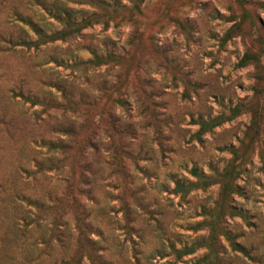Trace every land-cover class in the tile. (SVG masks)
I'll return each mask as SVG.
<instances>
[{"label":"rangeland","instance_id":"obj_1","mask_svg":"<svg viewBox=\"0 0 264 264\" xmlns=\"http://www.w3.org/2000/svg\"><path fill=\"white\" fill-rule=\"evenodd\" d=\"M26 1L0 0V27L17 38L23 27L30 38H36L23 22L8 23L15 8L31 13L29 7L25 9ZM91 1L68 5L76 7V16L81 18L95 9ZM105 1L123 10L114 13L107 26L95 24L79 36L39 49L0 42V118L5 121H0V184L4 185L0 187V234L4 236L0 262L23 264L15 260L9 263L6 254L21 257L34 251L30 245L39 239L36 231L51 233L49 222L57 210L53 199L77 190L72 187L71 191L66 181L74 154L54 169L35 173L36 177L23 169L34 172L36 161L46 162L54 156L39 144L41 137L67 139L54 128L69 125L74 117L77 123L83 122L82 116L71 112H44L15 96L11 89L35 94L49 93L50 89L51 97L61 99L60 91L51 84L71 90L74 85L80 89L77 95L85 91L94 99L97 86L92 83L103 79L116 82L118 73L123 79L126 76L125 87L113 91L112 96L127 98V105L111 104L102 97L91 110L110 109L123 126H129L130 134L122 136L128 151L114 158L108 145L110 133L103 135L98 128L96 148H89L83 158L94 169L90 173L92 187H88L91 198L80 197L81 208L73 205L60 210L65 214L62 231L74 238L79 214L88 224L85 238L92 243L88 241L79 250L74 239L66 241V247L52 241L53 257L64 258L68 248V255L79 251L88 263L85 258L94 248L107 264H197L208 252V244L215 243L221 264H264V7L252 8L263 24L261 33L253 36L252 31V36H244L234 31L222 45L234 14L241 12L236 0H141V11L134 17L125 13L131 0ZM37 11L46 30L61 28L43 9L38 7ZM247 22L245 28L251 31ZM108 50L124 53L120 67L124 73L118 72L117 66L103 65L88 71L91 83L84 77L76 79V68L51 60L52 56L68 62L86 60L93 52ZM246 50L260 55V62L239 67ZM145 102L149 111L144 110ZM236 105H241L237 116L198 133V120L226 118ZM64 155L56 153L54 157L62 159ZM233 165L239 169L234 180L238 191H230L226 198L221 174ZM192 168L203 173L208 182H200V187L185 197L173 193L176 180L196 181ZM75 170L71 178L76 175L77 184ZM14 188L42 202L36 213L41 226L30 224L28 240L15 235L14 217L26 211L35 215L36 208L11 201L8 193ZM212 220L220 222L215 239ZM172 245L193 246L195 251L178 260ZM50 262L51 257L44 256L40 264Z\"/></svg>","mask_w":264,"mask_h":264},{"label":"trees","instance_id":"obj_2","mask_svg":"<svg viewBox=\"0 0 264 264\" xmlns=\"http://www.w3.org/2000/svg\"><path fill=\"white\" fill-rule=\"evenodd\" d=\"M68 2L83 4L86 2V0H27L25 3V9L29 7L31 13H25L23 12L24 10L15 8L12 11V14L9 16L11 18L8 19V23L15 21L23 22L24 24L28 25V27L33 31L36 38H30L28 30L24 29L23 27H21V29L19 28L23 34H21L18 38L14 37L12 33L6 32L5 28L2 29L0 27V42H6L10 45H24L28 49H39L40 47L48 43H54L56 41H67L76 36H79L85 29L92 27L95 24L103 23L105 26H107L110 21L114 20V18L112 17L114 13L118 14L123 11L119 9L115 3L107 2L105 0H92L91 3L94 4L93 7L95 9H93V11L86 14L85 16L77 18L76 14L79 10L76 7L68 5ZM236 2L240 6L241 12L237 15L234 14V23L226 32L225 37H223L221 41L222 45L230 38L231 33L234 31H237L240 35L243 34L244 36L248 33V35H251L252 31H254V33L252 34L254 36L256 35V33H261L260 29H263L261 20L255 15L252 8L254 6L264 7V2L260 0H236ZM38 7L43 9L46 13H48L50 17L56 20L61 25V28L53 31L46 30L39 20V12L37 11ZM140 11L141 0H131V6L125 7V13L127 12L128 14L132 15V17L137 15ZM246 22L247 26H250L249 30L251 31L246 30ZM51 58V60H53V62H55L59 66H64L65 68L71 67L73 68V70H75L74 68H76L79 73L78 76H75L76 79L84 77L85 80L89 83H91L92 80L89 78L88 71L95 70V68L102 67L103 65L113 67L117 66L119 68L118 72L124 73L122 70L123 68H120L122 67V62L125 61L124 53L115 50H108L105 53L93 52V55L90 58L86 60L74 59L73 62H68L63 57L57 58L52 56ZM260 60V55L256 54V52L246 50L241 59L238 61V66L245 67L249 64L259 63ZM116 76V82H112L109 79H103L100 82L92 83V86H97V93L96 95L93 94V97H95L94 99L91 98L87 93H85V91H82L77 95L76 93L80 89L77 90L74 85L71 86V88L74 90H71L67 89L66 87H61L60 85H57L55 83L51 84V86L56 87L57 91H60L61 99L51 97L53 95L50 89H48L49 93L45 94H35L29 90L25 91L22 88H20L18 91H15L14 88L11 89V91L14 92L15 96L20 97L21 100L29 103L31 106H40L41 110L44 112H49L50 110L48 109L66 113L71 112L73 114H76L77 116H82L81 118H83V122L77 123V118L74 117L72 119H69L66 116V118L70 120V124H62L61 126L54 129L57 133L65 134L66 136H68L67 139L63 138L62 136L56 138H40L39 144L43 147H46L50 152H52L54 156H56V153L65 154L62 159H55L56 157L53 156L46 162L36 161V171L34 172L30 169H23L24 172L29 176L32 175L33 177H36L35 173L41 172L44 169H54L58 164L64 163L63 161L65 159L72 158V155L74 154V157L71 159V165L69 164L73 171L70 169L71 172L66 178V181L67 187H69L71 191L72 187H77V190H74L69 194L66 193L60 198L59 196H57L53 199L57 203L54 206L57 210H55L53 220L49 222L51 223V233L46 234L44 230L43 232H40L38 229L35 234L39 235V239L36 238L30 245L34 247L35 250L28 251L21 257H17L16 255L12 257L10 254H6V256L10 259L9 263H12L11 261L15 260L23 264H40L43 257L47 256L51 257L50 264H107L101 259V256L94 248L89 249L92 253L87 254L85 259L88 260V263H85L82 257H80L81 254L79 253V251H73L70 255H68L67 251H69V249L67 248L64 253L67 256H63L64 258L59 259L57 257H53L54 255L52 251H50V247L52 241H56L58 245L66 247L68 246L66 241H70L71 238L78 243L80 250L82 249L80 246H85V243L89 244L88 241L91 242L90 239L85 238V234L89 231L88 230L86 232L88 224L86 223L85 219L82 218V216H80L79 214L76 217L75 223L78 230L76 236L73 238V235L70 232L69 234L66 231H62L65 229L61 226L64 225L63 219L65 218V214L63 212H60V210L65 206L71 208L73 205L81 208L80 197L86 196L88 199L91 198L92 191L88 187H92L90 173H92L94 169L89 161L83 162V158L88 152L89 148H96V142L94 141H97V139L100 137V131L103 132V135L110 133L109 136H111L112 140L110 142L108 141V145L111 148V152L114 158L118 159L120 153L128 151L122 144V136L130 134L129 126H123L120 123L121 120L118 119L115 112H111L110 109L100 112L91 110V108L102 97H107L106 100L109 102L111 101V104L117 103L121 107H125L127 105V98L123 96L113 98L112 96L113 91H121L126 79V76L123 79L118 73L116 74ZM46 82L47 80L44 79L43 83ZM144 105V110L149 111V103L147 102L146 104L145 102ZM240 106L241 105H236L235 107H232L230 110L231 116H228L226 118L217 116L207 120H198L200 124L198 133L202 134L204 132L210 131L214 127L220 125L223 121L230 120L233 117L237 116L240 112ZM88 114L90 115L88 116ZM0 121L5 122L1 118ZM98 128L100 131L98 130ZM36 141L37 140H34V142ZM61 160L62 162H60ZM74 167L78 168L75 170L73 169ZM74 170L77 171L79 177V183L77 184L75 183L76 175L73 177L74 179L71 178ZM237 171H239V169H236L233 165L222 172L223 176L221 174V179L224 193L222 194L223 197L228 198L227 194L232 190L238 191V187L234 185V180L238 174ZM191 173L193 176H195L196 181L185 182L176 180L174 182L175 185L172 191L173 193L185 197L191 191H193L197 187H200V182H208L207 177L204 176V174L201 173L197 168H192ZM224 178H228V180ZM0 187L4 188V185L0 184ZM69 195L70 197H68ZM8 196L10 197L11 201L16 202L18 205L22 206L24 202H27V204H30L36 208L34 211L35 215H30V213H28L29 211H26L25 214L20 213L19 216L14 217L17 228H15V235H17L20 239L28 240L31 233V229L29 227L30 224L33 225L35 223L37 226H41V224H39L38 218L36 217V213L38 209H41L42 202L23 192H20V190L17 188L9 191ZM78 202H80V204ZM1 205L2 202L0 200V214L2 213ZM81 212L83 214L82 209ZM210 226L212 237L215 239L220 230V222H217V220H212L210 222ZM45 228H48V226L45 225ZM3 239L4 236L0 234V242ZM208 246V252L205 254V256H203V259H200V261L197 262V264H201L202 262H204L205 264H221L218 254L215 252V243L213 245L208 244ZM235 246H237V244ZM238 246L237 247L239 249L244 250L242 247H240V245ZM171 251L176 259L180 260L184 256L192 254L195 251V247L185 245L180 248H176L172 245ZM0 264H2V262H0Z\"/></svg>","mask_w":264,"mask_h":264}]
</instances>
